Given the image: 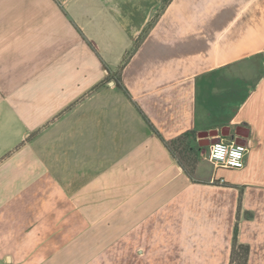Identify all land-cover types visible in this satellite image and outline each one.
<instances>
[{
    "label": "crops",
    "instance_id": "obj_1",
    "mask_svg": "<svg viewBox=\"0 0 264 264\" xmlns=\"http://www.w3.org/2000/svg\"><path fill=\"white\" fill-rule=\"evenodd\" d=\"M165 1L0 0V264H264V0Z\"/></svg>",
    "mask_w": 264,
    "mask_h": 264
},
{
    "label": "trees",
    "instance_id": "obj_2",
    "mask_svg": "<svg viewBox=\"0 0 264 264\" xmlns=\"http://www.w3.org/2000/svg\"><path fill=\"white\" fill-rule=\"evenodd\" d=\"M169 1L170 0H166L164 2V5L162 7V10H164L166 4H168ZM155 22H156V20H153L145 28L144 32L142 33V35L140 36V38L137 40L134 48L129 52V54L125 58L123 64L121 65V67H120V73H119L118 77H115L114 78L115 81H116L117 86L124 92V94L132 102H133V99H132L130 93L128 92L127 88L125 87V85L122 82L121 73L123 71L124 66L129 61V59L134 54V52L139 48V46L141 45V43L145 39L146 35L148 34V32L154 26ZM102 85H103V83L98 84L95 87V90H97L98 88H100ZM133 104L135 105L136 109L140 112V114L143 116V118L145 119V121L147 122V124L154 131V133L156 135H158V137L161 139L162 143L166 147H168L172 151V153L174 154V156L176 158H178V160L182 163V165L184 166V168L187 171V173L190 174V175H193L194 170H195V166H196V163H197V158L195 156H191L190 150L192 149V147H191L190 138H192L194 141H196L197 140L196 134L194 132H190V133H187V134H185V135L177 138L176 140L166 141V140H164L160 136L159 132L152 125V123L150 122V120L144 115V113L138 107V105H136L135 102H133ZM199 149L201 150L203 148L201 146H199ZM238 234H239V225L237 223L236 226H235V229H234L233 248H232L231 262H230V264H248L249 257H250V247L247 246V245H243V244H240L239 243Z\"/></svg>",
    "mask_w": 264,
    "mask_h": 264
},
{
    "label": "built area",
    "instance_id": "obj_3",
    "mask_svg": "<svg viewBox=\"0 0 264 264\" xmlns=\"http://www.w3.org/2000/svg\"><path fill=\"white\" fill-rule=\"evenodd\" d=\"M249 151L248 145L220 140L211 145L209 159L216 169H242Z\"/></svg>",
    "mask_w": 264,
    "mask_h": 264
},
{
    "label": "water",
    "instance_id": "obj_4",
    "mask_svg": "<svg viewBox=\"0 0 264 264\" xmlns=\"http://www.w3.org/2000/svg\"><path fill=\"white\" fill-rule=\"evenodd\" d=\"M240 137H243V138H247L248 137V135L246 136V135H240V134H238ZM221 136L222 137H226V136H228V135H225V133L222 131L221 132ZM221 136L219 135V133L218 132H216V131H214V132H209V133H207V132H204V133H200L199 135H198V137H199V139L201 140V141H205V143H202L201 142V146L202 147H206V146H210L211 144H215V143H218L219 141H220V139H221ZM236 143H244V142H236Z\"/></svg>",
    "mask_w": 264,
    "mask_h": 264
}]
</instances>
